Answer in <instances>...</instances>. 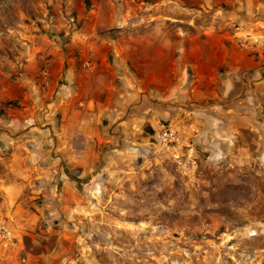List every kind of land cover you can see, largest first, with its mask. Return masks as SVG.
<instances>
[{
  "label": "rangeland",
  "instance_id": "rangeland-1",
  "mask_svg": "<svg viewBox=\"0 0 264 264\" xmlns=\"http://www.w3.org/2000/svg\"><path fill=\"white\" fill-rule=\"evenodd\" d=\"M210 6L228 8L225 0H0V115L37 95L53 102L52 66L62 74L70 64L93 72L84 91L116 80L112 114L150 118L96 145L74 135L65 146L85 163L64 161L54 145L24 211L0 225V264H264V133L213 134L210 122H222L211 118L220 105L205 98L213 84L197 87L204 71L187 68L189 54L161 35H174L178 19L187 30ZM100 66L107 70L96 73ZM164 129L177 141L164 143Z\"/></svg>",
  "mask_w": 264,
  "mask_h": 264
},
{
  "label": "crops",
  "instance_id": "crops-1",
  "mask_svg": "<svg viewBox=\"0 0 264 264\" xmlns=\"http://www.w3.org/2000/svg\"><path fill=\"white\" fill-rule=\"evenodd\" d=\"M225 2L228 8L224 12L210 6L206 14L191 15L185 23L189 26L187 30L181 28L185 21L178 19L175 21L179 28L174 30V35L171 31H162L161 35L164 39L171 38L164 40L165 46L169 44L173 50L189 54L187 68L204 71L200 76L199 72L196 74L197 87L205 86L209 90L213 84L212 92L207 93L212 96L205 98L211 101L213 109L220 105L212 111L211 118L219 117L222 122H210L212 133L235 135L247 129L248 133L261 135L264 133V0ZM181 61L176 62L178 67ZM106 70L100 66L96 73ZM51 73L60 84L53 102L44 106L37 95L31 107L26 105L24 109L8 110L0 115V225L12 224L7 218L16 221L24 211L26 193L33 192L37 179L48 174L45 159L54 145H60L56 152L60 150L64 161L85 163L88 157L77 158L65 146L74 135L85 145L89 142L96 145V138L103 134L114 138V132L119 129L131 130L141 121L150 120L145 114L142 117L126 111L112 114L116 98L113 102L112 99L122 96L121 88L114 84L116 80L99 85L96 90L84 91L82 87L93 81L87 80L93 72L67 64L62 74L55 66ZM52 80L48 78L45 83ZM44 94L51 96L48 90ZM197 98L196 101H203V97ZM77 101H81L82 109H77ZM220 107L225 109L219 110ZM101 118L108 122L105 127L97 125ZM102 141L105 145L113 139Z\"/></svg>",
  "mask_w": 264,
  "mask_h": 264
},
{
  "label": "built area",
  "instance_id": "built-area-1",
  "mask_svg": "<svg viewBox=\"0 0 264 264\" xmlns=\"http://www.w3.org/2000/svg\"><path fill=\"white\" fill-rule=\"evenodd\" d=\"M88 66V64H86ZM161 139L164 143H174L177 141V136L175 132L171 129H164L162 131Z\"/></svg>",
  "mask_w": 264,
  "mask_h": 264
}]
</instances>
